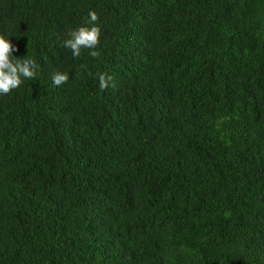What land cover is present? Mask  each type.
<instances>
[{
  "label": "trees",
  "instance_id": "16d2710c",
  "mask_svg": "<svg viewBox=\"0 0 264 264\" xmlns=\"http://www.w3.org/2000/svg\"><path fill=\"white\" fill-rule=\"evenodd\" d=\"M0 35L38 66L0 95V264H264V0H0Z\"/></svg>",
  "mask_w": 264,
  "mask_h": 264
},
{
  "label": "clouds",
  "instance_id": "9594fccd",
  "mask_svg": "<svg viewBox=\"0 0 264 264\" xmlns=\"http://www.w3.org/2000/svg\"><path fill=\"white\" fill-rule=\"evenodd\" d=\"M88 23L92 26H80L70 29L62 46L69 49L74 58L81 55L83 49H89V55L93 58L100 56L98 45L100 43L101 29L96 23L99 19L95 11L88 13ZM17 51L16 47L8 38L0 35V95H8L20 87L24 79H34L38 74L36 61L28 55L22 59L14 58L12 53ZM99 88L104 91L109 87H115L114 78L107 73H98ZM69 80L67 72L57 71L52 76L56 86H62Z\"/></svg>",
  "mask_w": 264,
  "mask_h": 264
}]
</instances>
